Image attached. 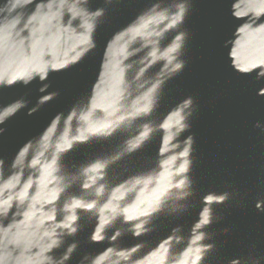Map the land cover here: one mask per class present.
Masks as SVG:
<instances>
[{"label":"water","instance_id":"1","mask_svg":"<svg viewBox=\"0 0 264 264\" xmlns=\"http://www.w3.org/2000/svg\"><path fill=\"white\" fill-rule=\"evenodd\" d=\"M262 62L264 0H2L0 264H264Z\"/></svg>","mask_w":264,"mask_h":264},{"label":"snow or ice","instance_id":"2","mask_svg":"<svg viewBox=\"0 0 264 264\" xmlns=\"http://www.w3.org/2000/svg\"><path fill=\"white\" fill-rule=\"evenodd\" d=\"M99 14H100V13H97V15H99ZM181 15H182V13H176V15H175V20L173 21L174 24H175L176 22H178V21L181 19ZM237 15H238V14H237ZM132 30H135V29H132ZM177 39H179V37H177ZM170 51H175V46H174L172 49H170ZM262 63H264V62H262ZM257 66H258V65L253 64V65H251V67L240 68V71L247 72V71H250L251 68H255V67H257ZM176 67H179V65L177 64ZM0 82H3V79H2V78H0ZM14 82H15V80H9V81H8L9 84L14 83ZM137 118H138V117H137ZM87 142H88V141H84V140L77 141V143H87ZM69 150H71V146H70V149H69ZM97 167H98V166H97ZM90 170H91V169H90ZM180 172H184V168H183V167H181ZM138 183H139V181H138ZM180 184H183V180L180 181ZM178 186H179V185H177V187H178ZM163 195H164V193H161L159 196H157V200L159 201V200H160V197L163 196ZM211 199H212V198L209 197V200H211ZM220 199H223V197H220ZM73 207H75V208H77V209H81V211H83L84 209L91 210L92 207H93V205L90 204V203H89V204H85V205H81L80 203H76V204L73 205ZM154 211H159V209H154ZM151 214H152V213L149 212L148 210H145V212H144V215H151ZM201 223H202V224H205V225L209 223V221H208V217H207L206 214H205V217H204L203 221H201ZM64 227L68 228L69 225H68V224H65ZM197 227H199V225H197ZM96 239H99V233H97ZM53 243H55V241H53ZM69 251H70V250H69Z\"/></svg>","mask_w":264,"mask_h":264},{"label":"flooded vegetation","instance_id":"3","mask_svg":"<svg viewBox=\"0 0 264 264\" xmlns=\"http://www.w3.org/2000/svg\"><path fill=\"white\" fill-rule=\"evenodd\" d=\"M2 0H0V2H1Z\"/></svg>","mask_w":264,"mask_h":264}]
</instances>
